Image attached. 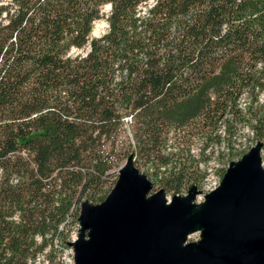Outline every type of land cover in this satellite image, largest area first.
Segmentation results:
<instances>
[{"label": "trees", "instance_id": "16d2710c", "mask_svg": "<svg viewBox=\"0 0 264 264\" xmlns=\"http://www.w3.org/2000/svg\"><path fill=\"white\" fill-rule=\"evenodd\" d=\"M260 142L264 0L0 5V264H58L124 161L185 195Z\"/></svg>", "mask_w": 264, "mask_h": 264}, {"label": "water", "instance_id": "95a60500", "mask_svg": "<svg viewBox=\"0 0 264 264\" xmlns=\"http://www.w3.org/2000/svg\"><path fill=\"white\" fill-rule=\"evenodd\" d=\"M251 148L210 198L196 248L179 249L191 206L174 199L167 209L162 190L147 199L150 182L124 161L120 169L128 162L134 172L120 174L103 202H83L91 205L85 221L95 226L76 248L77 264H264V169Z\"/></svg>", "mask_w": 264, "mask_h": 264}, {"label": "rangeland", "instance_id": "374dc122", "mask_svg": "<svg viewBox=\"0 0 264 264\" xmlns=\"http://www.w3.org/2000/svg\"><path fill=\"white\" fill-rule=\"evenodd\" d=\"M9 0H0V5ZM110 11V8H108L107 5L102 6V17L98 20H96L93 24L92 31L90 33L91 37H97L102 35L108 28V24L106 22V17ZM86 49H77L72 48L70 51V54H76V53H84ZM246 133H249L247 130H245ZM253 151H259V155L261 157V166L264 169V146H262V143L255 144L251 148ZM240 163V160H236L233 162H230L229 165L226 166L227 169H230L231 167L237 166ZM222 167L221 163H218L217 161H214L212 163H209L208 165V177L206 181L204 182L203 186L200 188V190H191L185 195H172V194H165L164 199L165 203H171L174 199H179L182 203H187L189 206H191V209H199L197 215L192 217V223L190 224L189 229V242H191V246H194L195 248L197 245L202 241L204 238V230L206 227V221H205V214L208 210V204L210 201V198L214 195L215 191L222 185L223 177L219 176L218 171L219 168ZM123 172H134V169L132 168L131 164L127 162L126 165H124L121 169H119L118 177ZM158 192L154 193H146V196L150 199ZM91 207V205L87 203H83L81 205V215L79 216L78 220V226L71 232L70 235V246L69 248L65 249L64 252L60 255L59 263L58 264H77L78 256L76 255V248L78 247L79 243L88 242L93 229H94V222L88 223L85 221V213L84 208Z\"/></svg>", "mask_w": 264, "mask_h": 264}, {"label": "bare ground", "instance_id": "6f19581e", "mask_svg": "<svg viewBox=\"0 0 264 264\" xmlns=\"http://www.w3.org/2000/svg\"><path fill=\"white\" fill-rule=\"evenodd\" d=\"M108 6V5H107ZM147 199H148V197H147ZM146 199V200H147ZM170 204L169 203H165V207L167 208V209H169L170 208V206H169ZM198 210L199 209H191V210H189L186 214H185V216H184V218L182 219V221L183 222H187V221H191L192 222V217L193 216H195V215H197V213H198ZM189 228V227H188ZM186 229V230H184V232H183V234H182V237H183V243L179 246V249H186V247H189L190 245H191V242H189V236H188V233H189V229Z\"/></svg>", "mask_w": 264, "mask_h": 264}, {"label": "clouds", "instance_id": "9594fccd", "mask_svg": "<svg viewBox=\"0 0 264 264\" xmlns=\"http://www.w3.org/2000/svg\"><path fill=\"white\" fill-rule=\"evenodd\" d=\"M152 3H153V5H155V3H156V0H152Z\"/></svg>", "mask_w": 264, "mask_h": 264}]
</instances>
